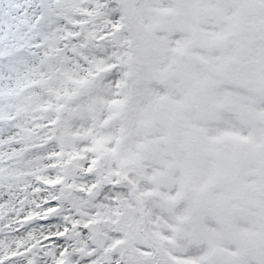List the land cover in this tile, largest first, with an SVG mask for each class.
<instances>
[{"label": "snow or ice", "instance_id": "6c2138e0", "mask_svg": "<svg viewBox=\"0 0 264 264\" xmlns=\"http://www.w3.org/2000/svg\"><path fill=\"white\" fill-rule=\"evenodd\" d=\"M0 264H264V0H0Z\"/></svg>", "mask_w": 264, "mask_h": 264}]
</instances>
